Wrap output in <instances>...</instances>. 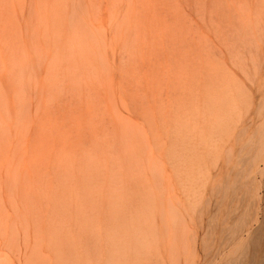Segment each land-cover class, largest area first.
Returning a JSON list of instances; mask_svg holds the SVG:
<instances>
[{"label":"rangeland","instance_id":"rangeland-1","mask_svg":"<svg viewBox=\"0 0 264 264\" xmlns=\"http://www.w3.org/2000/svg\"><path fill=\"white\" fill-rule=\"evenodd\" d=\"M0 31L2 264L60 249L83 264L251 259L264 0H0ZM9 140L28 145L39 195L27 247L3 176Z\"/></svg>","mask_w":264,"mask_h":264},{"label":"bare ground","instance_id":"bare-ground-1","mask_svg":"<svg viewBox=\"0 0 264 264\" xmlns=\"http://www.w3.org/2000/svg\"><path fill=\"white\" fill-rule=\"evenodd\" d=\"M9 3V2H8ZM8 6V5H7ZM10 11V10H9ZM9 11H7L9 13ZM6 12V13H7ZM10 18V17H9ZM3 21V20H2ZM5 22V21H4ZM3 23V22H2ZM5 24L7 23H4V26H6ZM3 25V24H2ZM7 27V26H6ZM5 28V27H3ZM5 30V29H4ZM4 32V31H3ZM1 33V31H0ZM2 34V33H1ZM8 38V37H7ZM21 42V41H20ZM4 44V43H3ZM3 46V45H2ZM3 69V68H1ZM9 69V68H8ZM11 71V70H10ZM1 72H3L1 70ZM8 72V71H7ZM6 73V72H5ZM10 74V73H9ZM8 75V74H7ZM36 84V83H35ZM10 124V122H9ZM6 128L7 130L9 131L8 128H11V125H8L6 124ZM5 130V129H4ZM12 131V128L10 129ZM6 131V130H5ZM16 131V130H15ZM10 132V131H9ZM7 137V136H6ZM25 137V136H24ZM21 141V140H20ZM25 142V140H24ZM16 143H17V140H16ZM23 143V142H21ZM16 146V147H15ZM20 146V148H19ZM24 146V144H23ZM28 146V145H27ZM27 146L25 145L24 147H22V144L18 143L16 145H14V142H11L10 140L8 141L6 147H5V151L6 153L5 156L3 154L4 157H2V163L4 164L3 165V168H4V174L3 176H5V179H6V184H7V193L8 195L10 194V199L12 198V202L10 201V203H12V205L14 206V210L13 212L15 213V217L16 219H14L16 225H17V228L19 227V230L22 231L23 230V238H24V243H26V245L24 244V247H27L28 245V240L30 239V237L32 236L31 233H34V232H37L38 228L36 229L37 231H35V224L33 223L32 224V221H33V218H32V210H33V207L32 205H36V203H38L39 201V195L38 193H36L35 191V187H34V184H33V181L31 179V175H30V171H29V168L27 167V165H25L26 163V160H25V153L27 152ZM16 148L19 153L16 152V150L14 149ZM2 149V148H1ZM11 150V151H10ZM13 150V151H12ZM7 152H12L11 154L9 153V155H7ZM17 153V157H15ZM261 158V154L260 153H257L255 155V160H260ZM32 160V159H31ZM264 160V159H263ZM31 165V164H30ZM258 166L253 170L254 173H257V172H260L261 173V170L259 169L258 170ZM33 175V174H32ZM37 176V175H36ZM33 177V176H32ZM4 178V177H3ZM35 181V180H34ZM193 181V180H192ZM35 183V182H34ZM71 183V182H70ZM193 183V182H192ZM191 183V184H192ZM5 184V185H6ZM264 187V186H263ZM5 189H6V186H5ZM40 189V188H39ZM40 194V193H39ZM41 196V195H40ZM9 197V196H8ZM56 197V196H55ZM45 201V200H44ZM38 206V205H37ZM36 207V206H35ZM40 209V208H39ZM47 214V213H46ZM39 215V214H38ZM74 218V217H73ZM48 219V218H47ZM15 225V224H13ZM34 225V226H33ZM86 225V224H85ZM62 226V225H61ZM73 227V226H72ZM15 229V228H14ZM58 229V228H57ZM60 229V228H59ZM262 230L263 227L260 226L258 227L256 230H254L249 238H250V244L252 246V250H253V255L251 257V259L249 261H246V264H264V233L262 234ZM16 231V230H14ZM33 231V232H32ZM54 231V230H53ZM83 231V230H82ZM18 232V231H17ZM56 232V231H55ZM73 232V231H72ZM92 233V232H91ZM90 233V234H91ZM83 234V232H82ZM56 235V234H55ZM53 237L54 234H53ZM96 237V236H95ZM10 238V237H9ZM12 238V237H11ZM15 238V237H14ZM22 238V239H23ZM64 238V237H63ZM73 238V237H72ZM36 239V238H35ZM55 239V238H54ZM60 239V238H59ZM53 240V239H52ZM100 240V239H99ZM57 241H58V238H57ZM60 241V240H59ZM98 241V240H97ZM96 241V242H97ZM34 242V241H33ZM57 245H58V242H57ZM32 246V245H31ZM58 247V246H57ZM60 247V246H59ZM58 247V249H59ZM27 249V248H25ZM93 249V247H92ZM33 250V248H32ZM32 250L30 251V253L32 252ZM24 251V250H23ZM93 251V250H92ZM70 252V251H69ZM68 252V253H69ZM33 253V252H32ZM68 253H64L62 249H60L59 251V254L56 256L58 257H55L53 258L54 261H52L51 257L48 256L45 257L46 261L49 260V262H47L48 264H77L78 263H81L83 264V262H78L76 259L73 258V256L71 255H68ZM24 254V253H23ZM102 254V253H101ZM105 254V253H104ZM44 255V254H43ZM88 256V255H87ZM32 257V255H31ZM107 257V256H105ZM37 258V257H36ZM57 258V259H56ZM84 257H82L83 259ZM89 257H87L88 259ZM91 258L93 257H90L88 260L89 262L88 263H84V264H91V261L93 262L95 260V262L97 263L99 261L98 264H100V260H96L95 258L91 260ZM25 259V258H24ZM81 259V260H82ZM106 259V258H105ZM104 259V260H105ZM87 260V261H88ZM241 260V259H240ZM31 261V260H30ZM45 261V260H43ZM86 261V260H85ZM108 261V259H107ZM103 261L101 264H110V262L108 261ZM107 262V263H106ZM2 260H1V257H0V264H2ZM5 263V262H4ZM45 262H42V259H41V262L38 260H34V262L30 263L28 262L26 259L25 261H22L21 264H44ZM7 264V263H6ZM95 264V263H94Z\"/></svg>","mask_w":264,"mask_h":264}]
</instances>
